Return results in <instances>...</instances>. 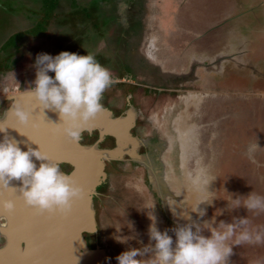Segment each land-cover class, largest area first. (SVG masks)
<instances>
[{
	"label": "flooded vegetation",
	"instance_id": "af4514ba",
	"mask_svg": "<svg viewBox=\"0 0 264 264\" xmlns=\"http://www.w3.org/2000/svg\"><path fill=\"white\" fill-rule=\"evenodd\" d=\"M194 1L200 5L205 4V11L221 4L229 8L225 6V11L222 12V8L214 18L207 17L208 20L199 21L195 18L196 13L183 12L186 6L190 11ZM114 2L110 8L111 11L117 10L115 16L121 33L113 36L110 32L108 36L113 37L112 51L118 59L98 60V63L109 69L114 81L104 92L101 103L114 118L126 117L128 111L132 112L134 121L128 130L132 141L122 153L118 151V159L105 162V178L96 187V194L92 197L96 232L82 233L89 250L100 248L106 251L107 264H118L116 257L131 246L128 245V234L125 233L129 221L128 211L141 213V223L145 225L147 234L153 223L152 215L161 232L189 223L186 220L188 214L192 221L202 225L205 221H211L207 213L213 210L210 204L202 203L199 208L206 215L198 217L192 212L198 203L205 200L211 203L213 198L217 202V196L222 192L230 188L240 189L249 181L264 185V137L256 127H248L243 133L239 132L242 127L239 121L243 119L240 117L241 111L244 114L246 108L252 106V103L256 104L254 101L257 99L252 98L264 100V93L254 92L252 87L246 89L229 83L230 79L246 83L249 77L252 85L258 88L264 85L263 52L259 47L244 50L245 45L242 43L247 44L246 38L238 35L235 25L236 18L249 15L256 28L261 30L259 24L264 16V4L257 0L251 4H245L244 0H211V3L210 0H182L178 7V17L167 32L163 28L156 30L145 27L143 9L136 8L134 12L139 14L137 19L140 24L132 32L138 20L123 9L120 5L122 0ZM229 12L235 13L231 16ZM223 13H226V18L222 21L219 15ZM257 13L260 18L256 17ZM11 20L13 22H9L16 24V18ZM27 22L29 26L19 32H25L31 27L30 21ZM13 25L9 23L6 28ZM197 25L203 28L196 30ZM6 28L2 29L4 33L0 31L3 39L8 37H5ZM132 56L138 61L133 60ZM14 59L16 66L4 74L0 73V95L4 88H10L11 95H15L31 87L25 82L26 78L21 77V73L34 70L31 68L33 64L24 67V59L18 53ZM246 68L248 74L243 72ZM251 92L254 94H249ZM13 102V99L4 100L0 104V114L9 109ZM99 121V124L106 125L101 118ZM38 131L41 129L36 125L35 129L32 127L27 132V136L31 135L34 139ZM245 136L249 140L244 143ZM32 141L35 143V140ZM62 142L66 141L63 139ZM118 142L120 145L128 142L123 133ZM79 144H97L100 149H115L117 139L112 135L101 136L98 130L91 133L83 131ZM53 163L68 175L74 169L64 159H57ZM19 187L20 183L16 189ZM206 187L212 193L211 197L205 191ZM252 191V194L260 192V196L264 197V190ZM238 196L241 199L238 209L241 211L246 195L239 191ZM82 199L83 195L73 202L71 214L66 216L68 219L71 217V223L73 218L76 221L79 217L80 208L85 203L83 201L81 204ZM125 201L128 209L121 205ZM138 208L142 211H138ZM27 212L26 217L30 222L33 215L36 216L35 221L42 217L38 213H31L30 209ZM4 223L1 219L0 226ZM204 227L207 230L208 226ZM117 235L124 237L123 243L115 239ZM169 235L175 240L172 231H169ZM204 235L210 233L205 231ZM4 243L5 238L0 233V246ZM151 257L152 254H149L148 259ZM254 257L257 258L256 253Z\"/></svg>",
	"mask_w": 264,
	"mask_h": 264
},
{
	"label": "clouds",
	"instance_id": "9594fccd",
	"mask_svg": "<svg viewBox=\"0 0 264 264\" xmlns=\"http://www.w3.org/2000/svg\"><path fill=\"white\" fill-rule=\"evenodd\" d=\"M33 67L36 78L34 87H30L27 94L43 111L58 114L61 123L57 131L67 141L79 143L85 126L104 110L101 100L114 82L111 72L98 63L92 54L79 55L67 51L55 57L40 53ZM49 73H54V77ZM13 114L20 125L29 123L30 113L22 107L16 106ZM12 181L20 182V187L15 190L23 204L40 214L67 215L73 202L82 197L81 187L49 160L40 145L38 149L27 147L25 151L18 142L5 136L0 140V190L9 189ZM205 191L212 196L207 187ZM202 203L211 204L207 200L202 201L192 211L201 218L206 215L199 208ZM240 203V198L233 199L228 202V208L238 207ZM243 206L249 211H264V197L250 193L244 199ZM0 209L10 214L15 209V202L11 199L0 200ZM151 220L149 244L143 250L129 248L121 253L116 257L118 264H142L138 257L149 252L152 257L145 264H229L233 246L259 242L260 239L259 235L253 236L242 228L237 234V228L247 223L244 218L234 223L220 221L218 225L213 219L201 225L192 221L188 214L186 220L189 223L163 232L158 230L153 215ZM205 225L208 226L207 230ZM169 231L173 232L175 240ZM205 231L210 235H204ZM234 235L235 245H230L228 241ZM115 239L124 242V237L119 235Z\"/></svg>",
	"mask_w": 264,
	"mask_h": 264
},
{
	"label": "rangeland",
	"instance_id": "374dc122",
	"mask_svg": "<svg viewBox=\"0 0 264 264\" xmlns=\"http://www.w3.org/2000/svg\"><path fill=\"white\" fill-rule=\"evenodd\" d=\"M81 1L84 2V0H81ZM114 1L120 2V0H112V4H106L104 2L99 3L100 6L98 5V8L101 7V9H102L99 13L101 15L100 18H102L103 28L101 30V34L102 33L103 34H102V36L99 33L97 34L98 40L95 38V35H94V37L92 36L90 40L93 42H90L89 39L84 40L85 43L83 42V45L80 46V48L82 50L74 49L75 52L77 51V54H79V55L92 54V55H94L97 62L100 59L108 61L111 58H114L117 56V55H115V52L112 51V49H114V46H112L113 42H111L113 37L108 36V34L110 32H111V35L113 34V36H114V34L119 35L121 33L119 31L120 27H118V25H117V19L115 16V14L117 13V10L115 9V11H114V9L112 8L113 10L111 11V8H110L111 6L114 5V3H115ZM252 1L253 0H244V3L245 4H251ZM257 1L258 2L261 1V3L264 4V0H257ZM1 2H3V4L4 3L6 4V3H8V0H0V6L2 5ZM19 2H20V4H21V2H23L24 4H22V5H25V6H27V5L32 6L30 1L17 0L14 2V4L11 3V6H9V7H12V8L14 7L13 10L19 11V8H18ZM181 3H182V0H122L120 5L123 6V9L128 10V12H130V15L132 17H136V19L139 16V14L134 12V11H137L136 8L143 9V14H144L143 20H144L145 27H148L151 29L156 28V30H158V28L159 29L163 28L167 32L169 29L172 28V24L174 23V20L176 19V17H178V7ZM192 3L193 4L190 5V11H189L188 7L186 6L187 11L184 10L183 12L188 13V14L190 12H193V14L196 13L195 18L199 21L208 20L207 17L214 18V16H217L218 12L222 8H224V10H222V12L225 11V6L227 8H229V6H227L225 4L224 5L221 4L220 6H212L208 11H205V8H203V7H205V4L200 5L199 2H195V1ZM210 3H211V0H210ZM34 7H36V6H34ZM118 7H120V6L118 5ZM203 9H204V11H203ZM118 10H119V8H118ZM209 12H210V14L207 16V14ZM13 13L14 14L10 15V13H5L4 11L0 10V31L1 32L4 33L3 30H4V28H6V26L9 23L11 25H13V23H12L13 21L11 19L16 18V24L13 25L14 28L13 27H7L6 28L5 37L10 35V34H8L10 32H16L18 30L21 31V30H23L29 26V22H27L29 20H27V18H25V17L23 18L21 16V13L20 14H19V12H13ZM234 13L235 12H229V14L231 16H233ZM219 17L223 21L226 18V13H223L222 15L220 14ZM256 17L260 18L258 13L256 14ZM186 18H187V15H186ZM137 20L138 21L135 23V25L132 28V32H135L134 30H137L139 27L137 25L140 24L139 23L140 20L139 19H137ZM260 20H259L260 21L259 26L260 25L262 26L261 30H258L256 28V26L254 25L253 18L249 15H243L241 18L239 17L238 19L236 18L235 19V21H236L235 25H236V28L238 30V35L244 36L246 38L245 40H246L247 44L242 43L243 46L245 45L243 47V49L246 50V49H252V47H259V50H261L263 52V55H264V16L261 17ZM9 21H12V22H9ZM132 21H133V19H132ZM141 21H142V19H141ZM128 23H129V25H131V19L128 20ZM201 28H203V26L197 25L195 27L196 30H199ZM118 31H119V33H118ZM52 32H56V34H58L57 27H55V30H53ZM107 37H109V38H107ZM3 38H4L3 36L0 37V44L2 43ZM58 38H60V37L56 36L53 39H51L52 44H54V45L57 44V42L60 41V39H58ZM86 41H89V42H86ZM108 41H109V43H108ZM61 42H62V40H61ZM105 44H108L109 46H107ZM46 47H47V45H45V43H43V42L38 43V41H34V39L24 40L23 44L20 47V51L18 53L19 55H21L23 57V59L25 61H27V62H25L24 60L22 61L24 67H27L31 64L34 65L36 56L38 54H40L42 52L41 50H44V48H46ZM110 51H112V52H110ZM69 53H74V52L69 51ZM58 54H60V53L57 51V52H52L49 55L54 57ZM245 56H246V52H245ZM246 58H248V57L246 56ZM132 59L135 61H138V59L135 56H132ZM262 59H264V56H262ZM31 68L34 70H30V71L25 70V72L26 71H28V72L21 73L22 74L21 77L24 76L26 78L25 82L27 83V85L34 87L33 81L36 78V76H35L36 70L33 66H31ZM27 69H30V68H27ZM243 72L248 74V69L246 68V70H244ZM27 73H29V74H27ZM51 76L54 77V75H51ZM246 79H247L246 83L245 82L244 83L238 82L235 79H230L229 83L231 85L235 84L237 86H240V87H243L246 89H250V87H252L251 89L254 92L258 93V91H259L261 93H264V85L261 84L263 89L258 88L259 86L256 87L255 85L251 84L252 83L251 78L248 77ZM5 90H6V88H4L2 95H0V97L11 95V92H12L11 90H9V91L8 90L5 91ZM249 94H254V93L251 92ZM262 95H264V94H262ZM252 99L253 100L257 99L254 101V102H256V104L254 105V103H252L253 104L252 106H249L248 108L245 109L244 114L241 111L240 117H243V119H241L239 121V124L242 125L239 132L243 133L245 128H248V127H254V128L256 127L258 129V131L260 133H262L261 136L264 137V100L259 99L257 97L252 98ZM237 111H239V110H236V112ZM248 112H250V113H248ZM236 122H238V120H236ZM245 137H246L245 138L246 140L244 141V143L247 140H249V138L247 136H245ZM179 138L181 140V134H180ZM242 160L245 161V159H243V158H242ZM239 164H240V162L237 161V165H239ZM259 174L263 176V174L261 172H259ZM263 183L264 182H262V184ZM216 184L218 185L217 187H219L218 189H220L221 186L218 184V182ZM243 185L244 186H242L240 189L235 188L233 190L232 188H230L229 191H224L219 196H217V202L214 200L213 205H212V203L209 205L210 207H212L213 212L207 213L209 215L208 218H210L211 221L213 219H215L217 225L219 224V221L222 219H223L222 221H224L225 223H231L230 221L232 219H233L232 220L233 223L238 222L240 218L246 219L247 223L242 225L240 228H237V234L239 233L241 228L245 229V230L249 231L250 233H252L253 236L259 235V237H260L259 242L254 241L252 243H242L239 246H233V255L229 258V264H264V211H249L243 206V203L241 204V208L243 209V210L241 209V211H239L238 207H234L233 209L228 208V202L229 201L236 199V198H239V196H238L239 191L241 194H243V195L245 194L246 195L245 197H247L250 193L252 194V192H253L252 189H255L258 192L264 190V185L261 186L259 182L253 183L252 181H249L247 184L244 183ZM216 193L218 194L219 192L216 191ZM254 194L260 196V192L259 193L255 192ZM134 200L136 201V199H134ZM121 205L124 207V209H128V207H126V201H125V203L123 202ZM137 210L142 211L140 208H138ZM127 211L128 210H126L124 212H127ZM130 212H131V214H130ZM127 213L129 214V216H128L129 221L125 226V229H126L125 233L128 234V239H129L128 245L131 244V246L128 247V250H129V248H137V249L143 250L145 248V246H147L149 244V235L146 233L145 225H143V223H141V219H140L141 213L140 212L136 213L135 210L128 211ZM121 214H123V212ZM109 215L111 216L112 213ZM235 240H236V235H234L228 241V243L230 245H235ZM119 243L121 244V242H119ZM254 253L257 254V258L254 257ZM149 254L151 255L152 253L149 252L147 255H144L145 257L141 256V257H138V259H140L141 262L143 260L144 261L148 260ZM255 259L257 260L256 263H255Z\"/></svg>",
	"mask_w": 264,
	"mask_h": 264
},
{
	"label": "water",
	"instance_id": "95a60500",
	"mask_svg": "<svg viewBox=\"0 0 264 264\" xmlns=\"http://www.w3.org/2000/svg\"><path fill=\"white\" fill-rule=\"evenodd\" d=\"M198 96H200V94H198ZM25 97L31 96L27 94V92H23L11 96L7 95L0 97V104L6 99L14 100L11 107L5 110L4 113L0 114V124L4 126V131L0 132V140H3V138L7 136L10 140L18 142L21 149L26 151L27 147L38 149L39 145L32 143V140L34 139L31 135L27 136V134H25L28 131L32 130V127H34V125L29 128L26 127V125H20L17 122L13 114L16 106H20L30 113V121L32 117L31 112H33V116L37 115L39 122L44 125H58L61 123V121L57 113L49 110L43 111L36 104L34 98L26 99ZM99 115L101 116L102 122L104 121V123L107 125L109 129L108 131L106 125L99 124ZM133 121L134 116L130 111L127 112L126 117L114 118L111 115V112H109L107 109H104L102 112L98 113L94 119L89 121L83 131L91 133L93 130H98L101 136L112 135L116 137L117 147L115 149H100L98 148L97 144L82 146L79 143H72L63 138L64 141H66L64 143L70 146L72 155H61L58 158L56 157L54 158V160H51L52 163L57 159H64L68 161L74 167L69 176H71V178L76 181V184L82 189L83 199L81 201V204H83L84 202L85 203L82 206V210H80L79 217L76 220V226H72V230L65 233L67 237L72 236V239H75L73 240V244L75 246L72 247L73 249H71L70 253L73 252L71 256L74 255L75 260H81L79 264H92L93 260H95V262H97L98 260V264H107L106 259L108 254L106 253V251L100 248L89 250L86 246L85 240L82 237V233L96 232L95 212L93 209L92 197L96 194V187L105 178V162L118 159V151H123L128 146L130 141H132V136L130 135L128 130L133 124ZM9 125H20L21 127H24V131H21L16 127H8ZM122 133L124 134V138L128 140L125 145H120L118 142V138ZM63 139L62 134H60V140L62 141ZM19 183L20 182L18 181H12L9 187L16 189ZM2 195L3 200H12L13 194L9 191V189L3 190ZM16 198L20 201L21 204L23 203V201L19 199V197ZM17 200H13L15 202V209L13 212H15L17 209ZM24 206V204L20 206L19 211L26 217L28 212ZM1 219L5 221L4 225L0 226V233L5 238V243L4 245L0 246V264H20V262L17 260V254L14 251L16 234L14 233L12 218L10 217L9 213H5L2 211L0 212V220ZM61 219L64 222L68 221V218L66 216L61 217ZM37 231L39 233L40 230L37 229ZM20 235H23L26 239L31 240L34 233L23 232L20 233ZM39 235L42 234L39 233ZM53 238L54 237L52 236H49L48 238H46L45 236L44 238L41 237V240L45 245V251L40 255L39 259L43 260L45 259V257H51L52 255L59 263L62 260L66 259L67 256H69V251L67 248H65V245H59V243L56 242V239ZM46 239H48V241ZM65 240L68 241V238H66ZM21 247L26 248L27 246L21 245Z\"/></svg>",
	"mask_w": 264,
	"mask_h": 264
},
{
	"label": "trees",
	"instance_id": "16d2710c",
	"mask_svg": "<svg viewBox=\"0 0 264 264\" xmlns=\"http://www.w3.org/2000/svg\"><path fill=\"white\" fill-rule=\"evenodd\" d=\"M15 1L8 0L6 4L1 2L0 10L11 15L13 12L21 13V16L30 21L31 27L25 32H10L11 34L8 33L10 35L3 39L4 41L0 44L1 74L16 66L14 56L19 53L26 39L45 43L47 47L43 51L48 53L57 51L61 53L63 50L77 53L74 49L82 50L80 46L83 45L84 40H90L94 35L97 37L98 33L103 34H101L102 18L99 13L102 9L98 8L99 3L112 4V0H84V2L81 0H27L32 6H25L22 5L23 2L21 4L19 2V11H15L14 7H9ZM55 27L58 34L52 32ZM56 36L60 37L58 38L60 41L54 45L51 39ZM90 42L93 41L90 40Z\"/></svg>",
	"mask_w": 264,
	"mask_h": 264
},
{
	"label": "snow or ice",
	"instance_id": "6c2138e0",
	"mask_svg": "<svg viewBox=\"0 0 264 264\" xmlns=\"http://www.w3.org/2000/svg\"><path fill=\"white\" fill-rule=\"evenodd\" d=\"M26 99H31L32 97H25ZM31 121L26 125V127H32L33 125H39L41 131L34 136L35 143L40 145L41 150L46 153L49 160L56 158L57 156L61 155H72L70 151V146L63 143L60 140V133L57 131V128L60 127L58 125H44L40 124L37 120V115L33 116V112ZM8 127H16L21 131H24V127L20 125H9ZM4 131V126L0 124V132ZM27 134V133H25ZM76 183V181H75ZM2 191L0 190V200H3ZM9 191L12 192V200H17L15 194L16 190L14 188H9ZM19 200H17V209L15 212L10 213V217L12 218L13 225H14V233L16 234V241L14 245V251L17 254L18 261L20 264H44V262L39 259L40 255L45 251V245L41 240V237L37 231L36 225L31 223L29 219L25 217L19 211L20 206H22ZM3 210L0 209V212ZM33 214H37L35 209L32 210ZM39 215H43L38 213ZM36 216L33 215L31 220H35ZM23 232H33L34 235L31 240L26 239L20 233ZM75 240V239H73ZM67 242L65 248L71 251V243L72 241ZM21 245H26L27 247H21ZM60 264H76L75 260L73 259H64L60 262Z\"/></svg>",
	"mask_w": 264,
	"mask_h": 264
},
{
	"label": "bare ground",
	"instance_id": "6f19581e",
	"mask_svg": "<svg viewBox=\"0 0 264 264\" xmlns=\"http://www.w3.org/2000/svg\"><path fill=\"white\" fill-rule=\"evenodd\" d=\"M100 118H101V116L99 115L98 119L100 120ZM37 120H38V116H37ZM35 126L36 125H34V129H35ZM15 196L16 197H19L17 193L15 194ZM24 207L27 210L28 209H30V211L33 210L32 208H29V207H26V206H24ZM80 210H82V209L80 208ZM67 215L47 214V213H44L43 215H41L42 217L39 220H36L37 223H36L35 220H32L31 223L35 224L36 225V228L40 230L39 233H41L42 235H44L46 238H48L49 236H52V237H54L53 239H56V242L59 243V245L60 244L61 245H66L67 242H69V241H71L73 239H72V236L67 237L65 235V233L67 231L70 232V230H72V226L73 227L76 226V221L75 220H73L72 223H71V217H69V219H68L67 222H64L61 219V217H64V216H67ZM62 221H63V223H62ZM42 235H40V237L44 238V236H42ZM66 238H68V241L65 240ZM46 240L48 241V239H46ZM74 246L75 245L73 244V241H72L71 247H74ZM68 253H69V256H67L66 259H73V260H75L74 255L71 256V254H73V252L72 253L68 252ZM42 261L44 262V264H60V262L58 263V261L52 255H51V257L50 256L49 257H45V259H43ZM80 261L81 260H79V259H78V261L75 260L76 264H79ZM97 262H98V260H97ZM97 262H95V260H93L92 261V264H98Z\"/></svg>",
	"mask_w": 264,
	"mask_h": 264
}]
</instances>
